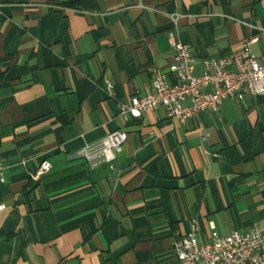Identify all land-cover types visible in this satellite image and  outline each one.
<instances>
[{
	"label": "crops",
	"instance_id": "obj_1",
	"mask_svg": "<svg viewBox=\"0 0 264 264\" xmlns=\"http://www.w3.org/2000/svg\"><path fill=\"white\" fill-rule=\"evenodd\" d=\"M168 32L196 75L246 44L259 57L264 0H0V264H178L193 228L264 230V96L184 122L117 117L166 71ZM116 130L110 163L76 156Z\"/></svg>",
	"mask_w": 264,
	"mask_h": 264
},
{
	"label": "built area",
	"instance_id": "obj_2",
	"mask_svg": "<svg viewBox=\"0 0 264 264\" xmlns=\"http://www.w3.org/2000/svg\"><path fill=\"white\" fill-rule=\"evenodd\" d=\"M168 37L173 53L165 72H152L151 91L117 101V117L124 122L159 108L166 117L184 122L202 112H217L226 100L264 96V52L256 57L243 45L239 53L203 60V71L196 75L188 47L175 41L172 32ZM104 85L106 94L112 96L111 83L104 81ZM126 138L124 131H113L100 141L84 144L76 156L92 166L110 163L122 151ZM3 169L0 164V181ZM49 169V163H42L32 178ZM172 251L178 264H264V230L233 231L225 236L213 233L207 242H200L193 228L174 241Z\"/></svg>",
	"mask_w": 264,
	"mask_h": 264
}]
</instances>
